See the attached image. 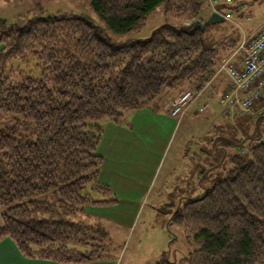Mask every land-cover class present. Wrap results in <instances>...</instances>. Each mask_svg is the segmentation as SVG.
Here are the masks:
<instances>
[{
    "label": "trees",
    "instance_id": "trees-1",
    "mask_svg": "<svg viewBox=\"0 0 264 264\" xmlns=\"http://www.w3.org/2000/svg\"><path fill=\"white\" fill-rule=\"evenodd\" d=\"M89 2L104 27L35 11L0 20V241L10 238L28 258L107 259L109 234L75 220L87 206L116 201L97 180L102 123L182 90L223 58L203 36L209 24L198 27L208 20L203 0ZM161 5L192 23L165 22L145 40L120 38ZM253 125L247 138L213 140L221 155L197 182L202 195L174 209L169 225L196 247L181 264H264V116ZM157 264L172 262L164 255Z\"/></svg>",
    "mask_w": 264,
    "mask_h": 264
},
{
    "label": "rangeland",
    "instance_id": "rangeland-1",
    "mask_svg": "<svg viewBox=\"0 0 264 264\" xmlns=\"http://www.w3.org/2000/svg\"><path fill=\"white\" fill-rule=\"evenodd\" d=\"M234 1L236 4L242 3L246 6H254L256 10H259L257 8H262L264 10V0H231L230 3ZM204 3L205 10L203 12V17L209 19L212 15L211 13L214 12L212 0H204ZM237 6L238 5L233 6V11H235V7ZM218 8L220 10V7ZM34 11L43 14L44 17L64 14L83 15L91 18L101 27H104V22H101L97 13L93 10L89 0H0V20H4L8 24H12L19 18L24 17L28 13H33ZM152 13L153 14L149 15L144 25L139 27L137 31L126 34L120 38L122 40H145L149 39L152 33L160 26H163L165 22L177 25L180 23H192L191 20H186L184 22L177 21L176 18L173 17V14L171 15L168 13L166 15L164 5L157 7ZM231 14L233 16L235 13ZM262 15L263 14H261L260 11L255 12L256 19L262 18ZM232 18L233 20L235 19L234 16ZM228 23L226 21L210 23L207 26L208 28L203 31L204 38L214 41L216 34L213 32L214 28L211 29V27H216L221 24L224 27ZM239 27H241V25ZM227 56H224L223 58ZM11 64L14 66H21L22 63L13 60L11 61ZM219 76L221 77L223 75L221 74ZM219 76L215 77L210 82L208 85L209 87L205 89L201 98L198 99L199 103L209 101L211 105L210 107L216 111L214 116H209L210 109L205 106L206 110L202 113L195 114L191 111L187 116L186 112L185 121H182V123H179L177 118H173L176 120V132H174L169 142L166 139L167 136H160L159 132H157L158 129H155L153 125H146L145 131H143L144 139L141 137L138 143L140 150L144 148L143 145L148 148V150L146 149V153L148 154V160L146 161L147 165L145 164L147 166V182H136L134 183V187L124 186L120 189L126 190L125 192H129L128 190L130 188L138 189L139 192L131 198L134 202L130 203L129 201H119V198L113 196L116 199L113 197H110V199L116 200L115 203L102 206H87L90 211L78 214L75 217L76 221H82L86 224L94 225L97 228H102L107 232V234H109V243L107 244V246H109V251L106 257L107 259H113L116 264H157L161 261V259H163L164 255H166L168 261L172 262V264H181L182 259L196 251L195 245L188 240L184 231L169 225V222L174 213V209L182 203L180 202L181 196L177 195L179 192L185 190L188 195H191L193 188L198 191L194 194V197H197L201 196L203 191H201L198 186V180L196 177H194V182L192 180L187 182L183 179L175 181L173 180L175 178H171L169 174L171 172L173 173L174 168L176 167H179L178 173L182 174L187 172L185 169L186 167L184 166L190 161L189 158L182 155H190L189 157H192L194 160L195 176H197V173L202 171L203 168L198 170L196 169V165H198V162L202 163L203 160L201 157L203 155L201 153L200 154L202 156L200 154L195 155L193 153L195 152L194 148L197 142L198 144L200 141L208 144V142L211 141L213 138L211 135L212 125L217 122L215 115H219L221 111H223L222 106L218 102V97H220L223 92L222 87L219 86V84H216ZM227 81L229 82L228 79ZM194 83L196 84H187L182 90L179 89L177 92L175 91L174 93H170L169 96L166 95V97H164L161 101L157 100L151 103L148 106L150 107L148 108V111L157 107L156 109L159 108L158 111L160 114H164V107L167 103H170L175 97L182 94L183 91L190 89L195 90L196 87L201 86L202 81L199 79L194 81ZM196 104L193 103L190 110L197 109ZM252 117L260 118L257 116ZM217 124L219 125L218 122ZM188 137L190 138V141L187 143L188 145H185ZM142 140L146 143L143 144ZM183 142L185 146H182ZM164 146L166 148L165 151ZM188 146L192 149H189V151L187 150L186 154L184 148ZM149 151H152L153 155L154 153L156 154L153 156L152 160H150L151 154ZM231 151L233 150L231 149L229 152ZM159 158L161 159L159 165L160 167L157 166ZM140 159H136L138 160L136 162L133 161L131 166L129 164L126 165L125 163L123 166H130V170L133 172V167H138L144 163L143 161H140ZM180 161L182 163V168L179 166ZM153 174L154 178L149 180V176ZM158 177L161 178L159 182ZM126 178L129 180L136 179V177L133 176H128ZM159 190H162V194L158 193ZM141 193L145 195L138 198ZM137 198L138 201L136 200ZM135 205L137 209H134ZM93 207L99 208H97V211L93 212L94 210H91Z\"/></svg>",
    "mask_w": 264,
    "mask_h": 264
},
{
    "label": "crops",
    "instance_id": "crops-1",
    "mask_svg": "<svg viewBox=\"0 0 264 264\" xmlns=\"http://www.w3.org/2000/svg\"><path fill=\"white\" fill-rule=\"evenodd\" d=\"M238 3V2H237ZM203 4L204 0H203ZM235 7V11H233V6ZM253 7V8H252ZM246 6L242 3L236 4V2H231V3H226L224 5L220 6V12L222 16L224 13H235L233 14L234 20L225 19L228 23L223 27V25H219L216 27H211L214 28L213 32L216 34V38L213 41L214 45H220L221 46V58L224 56H227L236 47V45L241 41V38L244 35H253L256 33L260 27L264 24V10L261 8H257L259 10H256L254 6ZM260 11L262 15V18L256 19L255 17V12ZM214 13V12H213ZM212 14V13H211ZM242 19V20H241ZM235 23V24H234ZM230 24V25H229ZM241 25V27H239ZM210 29V30H211ZM227 29V30H226ZM234 30V31H232ZM192 85L196 84L194 82L191 83ZM216 84H219V86L222 87L223 92L221 95L224 93V91L229 88V82L226 79V76H219L218 81ZM220 95V97H221ZM169 96V95H168ZM218 97V102L221 99ZM176 98V97H175ZM174 98V99H175ZM173 99V100H174ZM160 101L162 99H159ZM172 100V101H173ZM171 101V102H172ZM170 103H167L164 107V114H160L157 107L155 109L152 108L151 111H148L150 107H144L141 108L137 111H134L132 113L127 114L123 120L119 123L113 122V121H105L102 123L103 126V133H102V138L98 145V154L102 157L103 162L102 165L100 166L99 174H98V182L101 185L108 186L111 189V195L107 198L110 199V197L116 196L119 198V201H129L130 203L134 202L131 200V198L139 192L138 189L136 188H130L128 191L125 192L126 190H120L122 187H134V183L136 182H147V175H146V161L148 160L147 158V153L146 149L148 148L144 146L143 149L140 150L139 147V139L142 137L144 139L143 131H145L146 125H153L155 129L157 128L159 132V135H166L167 136V141L169 142L171 140V137L173 136L174 132H176V127H175V121L170 114H169V109H170ZM196 104L197 109L190 110L191 106ZM203 105V106H202ZM207 106L209 110V116H214L216 114L215 109L211 108L209 101H206L205 103H199L198 99L192 102L188 108H187V116L192 113L198 114L199 107H204ZM259 106V105H258ZM257 106V107H258ZM206 110V109H205ZM204 110V111H205ZM223 110V109H222ZM224 111V110H223ZM221 111L219 115L216 116V121L215 124L217 125H212V136L213 138L211 139L208 144H205V142H201L198 144L196 143V146L194 148L195 152L193 154H200L202 157V163L198 162V165H196V169L203 168L201 172L197 173V176L194 175L195 171V162L190 158V155H182L186 156V158H189V163L186 164L184 167L187 170L186 173H178L179 167L174 168V172L170 173L169 175L171 178H175L173 180H179L183 179L184 181H193L194 182V177H196L197 180H200L199 178L201 177L202 172H204L205 169H208L207 167L211 166L212 164H215L217 160H219V156L221 155L220 150H216L215 147L213 148V140H217L220 137H228V136H233L235 134H239L242 137L247 138V136L250 134L252 135L254 130V121L256 120V117L252 116H244L242 113H238L235 115L234 119L231 118H226L224 115V112ZM185 112V113H186ZM159 113V114H158ZM186 116V117H187ZM182 121H185V114L183 117L179 120V123H182ZM223 122V123H221ZM242 126L244 129H247L248 132H244L242 129ZM264 126L261 127L263 130ZM209 134V133H208ZM193 136V135H192ZM191 136V137H192ZM205 136V135H203ZM190 137V135H189ZM187 138L185 145H188L187 143L190 141V138ZM206 138V137H205ZM192 139V138H191ZM208 139V138H206ZM247 144L248 140L246 139ZM143 144L146 143L144 140H142ZM184 145V142L182 146ZM184 145V146H185ZM189 149L191 150L192 148L190 146L185 147L184 151ZM234 151V148H230V150ZM166 150L164 146V151ZM150 155V160H152L154 155L152 154V151H149ZM184 154V153H182ZM187 154V153H186ZM141 158V159H140ZM161 158V157H160ZM159 158L157 166L160 167V161L161 159ZM200 158V159H201ZM136 159H140V161H143L140 166L138 167H133V172L130 170V166L132 165L131 163L134 161H138ZM130 165V166H123V164ZM146 164V165H145ZM201 164V165H200ZM180 168H182V163L181 161L179 162ZM128 176H133L136 177L134 180H129ZM153 175H150L149 180H151ZM159 178V177H158ZM121 179V180H117ZM161 178L158 179V182ZM121 181V182H120ZM125 183V184H124ZM198 192L195 189L192 188V196L188 195L185 190H182V192H179L177 195L181 196L180 202L185 200L188 197H194V194ZM201 192V191H200ZM126 193V194H125ZM159 194H162V190H159ZM145 194L141 193L138 198L143 197ZM188 195V196H187ZM200 195V194H199ZM115 198V197H113ZM138 198L136 199L138 201ZM116 199V198H115ZM135 199V198H133ZM183 203V202H182ZM181 204V203H180ZM92 206V205H91ZM100 206V205H96ZM97 208L99 207H93L91 210H94L93 212L97 211ZM137 209L136 205L135 208ZM90 211L88 207L86 208V212ZM113 220V219H111ZM2 225V218H1V208H0V226ZM0 264H82V263H60L57 261L53 260H43V259H37L35 258H28L24 256L16 246L15 242L11 240L10 238H4L2 241H0ZM83 264H116L113 259H103L99 261H92V262H83Z\"/></svg>",
    "mask_w": 264,
    "mask_h": 264
},
{
    "label": "built area",
    "instance_id": "built-area-1",
    "mask_svg": "<svg viewBox=\"0 0 264 264\" xmlns=\"http://www.w3.org/2000/svg\"><path fill=\"white\" fill-rule=\"evenodd\" d=\"M230 1L212 0L214 11L221 14L218 7ZM224 16L229 20L233 17L231 13H224ZM221 74L226 75L230 86L219 100L226 118L234 119L237 112L246 116H264V25L253 35H244L217 69L201 79V86L176 97L171 102L170 115L180 120L189 104L201 98L210 82ZM199 109V112L205 110L203 107Z\"/></svg>",
    "mask_w": 264,
    "mask_h": 264
},
{
    "label": "water",
    "instance_id": "water-1",
    "mask_svg": "<svg viewBox=\"0 0 264 264\" xmlns=\"http://www.w3.org/2000/svg\"><path fill=\"white\" fill-rule=\"evenodd\" d=\"M224 20H225L224 16L219 15L218 13H212V15L209 17V19L205 23H202L199 25L198 23H196L195 25L196 26L198 25V27H201V29H203V28H206V26L210 23L222 22Z\"/></svg>",
    "mask_w": 264,
    "mask_h": 264
}]
</instances>
